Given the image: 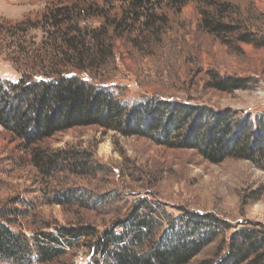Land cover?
<instances>
[{
    "label": "rangeland",
    "instance_id": "374dc122",
    "mask_svg": "<svg viewBox=\"0 0 264 264\" xmlns=\"http://www.w3.org/2000/svg\"><path fill=\"white\" fill-rule=\"evenodd\" d=\"M217 23L228 28L215 30ZM79 30L90 47L81 57L65 41ZM82 59L86 70L74 66ZM57 70L124 101L179 100L256 123L264 117V0H0V78ZM0 208L28 237L58 226L94 228L53 261L39 262L34 252L32 264H86L96 252L105 264L112 259L97 244L104 230L129 240L147 218L157 239L191 213L206 217L195 225L207 243L185 264H214L235 230L264 233V170L251 159L213 162L196 148L98 125L36 144L0 125Z\"/></svg>",
    "mask_w": 264,
    "mask_h": 264
},
{
    "label": "trees",
    "instance_id": "16d2710c",
    "mask_svg": "<svg viewBox=\"0 0 264 264\" xmlns=\"http://www.w3.org/2000/svg\"><path fill=\"white\" fill-rule=\"evenodd\" d=\"M142 1L137 0L139 4ZM204 21L212 25L211 20ZM78 27L75 24L73 31ZM223 28L228 25L217 23L214 27ZM77 32L65 36V41L67 48L81 57L80 53L88 52L90 47L87 34ZM83 61L74 66L86 70L88 65ZM46 76L24 74L17 82L0 78V125L27 144H36L71 127L98 125L168 146L196 148L213 162L227 157L251 159L264 170V117L255 123L249 118L239 120L227 111L155 97L124 101L79 73L57 70ZM229 80L218 85L228 89ZM239 87L234 83L233 88ZM204 218L191 213L179 227L170 221L157 239L156 224L143 218L133 226L129 240L125 233L107 229L98 235L97 244L112 259L105 264H185L207 243L195 225ZM56 229V233L41 231L28 237L13 229L0 208V260L32 264L36 252L37 261H53L75 238L95 234L90 226ZM96 254L86 264H103ZM214 264H264V233L250 228L235 230L226 255Z\"/></svg>",
    "mask_w": 264,
    "mask_h": 264
}]
</instances>
